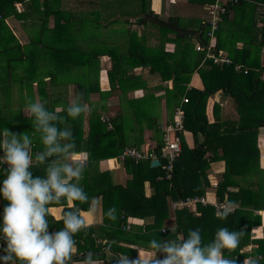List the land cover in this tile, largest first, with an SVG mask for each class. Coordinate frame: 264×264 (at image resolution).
Returning a JSON list of instances; mask_svg holds the SVG:
<instances>
[{"label":"trees","instance_id":"obj_1","mask_svg":"<svg viewBox=\"0 0 264 264\" xmlns=\"http://www.w3.org/2000/svg\"><path fill=\"white\" fill-rule=\"evenodd\" d=\"M63 1L0 0V93L4 95L0 100V132L9 129L18 135L27 134L32 139L33 155L43 150L40 134L34 131L32 120L23 115L21 120L14 121L7 112L14 107V93L17 91L20 106H24L25 98L30 97L46 101L49 111L60 109V115L66 118V122L58 124V127H71L75 151L85 145L87 164L80 184L88 194L89 202L75 201L74 205L81 212L89 210L91 200L95 198L102 207V220L100 225H92L74 236L77 254L73 262L92 253L93 259L100 264H114L113 258L121 254L133 255L134 245L151 249L149 245L153 239L187 238L189 230L197 228L201 230L203 243L207 244L214 239L218 228L226 227L229 231H243L238 247L232 251L224 250L226 258L243 264L246 257H259L258 264H264V234L259 235L254 230L263 220L262 215L255 211L264 207V168L260 165L259 146V130L264 128V67L253 66L247 72L243 68L235 69L236 63H246L252 49H237V53L229 54L232 59L229 64H218L213 58H206L205 49L195 51L198 58L194 60L186 45L194 36L202 43L209 41V26L198 18L197 27L190 28L181 23L180 16L165 19L144 2V14L136 17L138 29L131 26L128 16L113 18L118 27L105 28L104 23L111 17L105 9L109 2L99 0V9L93 17L71 8L65 17L62 15ZM214 1L199 0L207 12L209 4ZM258 1L264 3V0ZM19 4L23 6L21 11L18 10ZM244 5L253 6L246 0H240L228 6L226 14L232 8ZM251 9L255 12V8ZM30 16L41 18V22L37 24L39 30L33 31L27 42L16 35L9 22L20 19L26 25ZM52 18L55 22L53 27L49 26ZM30 24L36 26L32 22ZM251 25V44L262 47L264 26L257 27L255 15ZM118 30L121 32L114 34ZM216 34L215 52L220 53L224 47L220 44L224 34L220 28ZM226 35L233 39L237 37L234 31ZM172 43L178 47L173 53L167 48ZM104 56L108 57L110 64H102ZM137 67L141 68L140 72H136ZM103 69L105 72L101 75ZM195 71L203 87L188 89ZM156 78L160 82L152 84ZM170 79L174 83L172 88L164 84ZM104 80L106 85L102 84ZM158 88L164 89V93L156 94ZM138 89H143L144 95H136ZM220 90L234 97L237 111L233 116L227 113L215 117L212 122L207 114L208 100ZM73 91L74 94L71 93ZM81 94L89 111L74 120L67 116L65 109L70 100ZM184 97L189 101L183 102ZM162 98L166 99L170 114V120L164 126ZM111 99L113 103L120 104V109L115 112L110 106ZM152 103L158 106L152 107ZM135 105L144 111L150 109V113L139 123L134 119L131 124L126 121V114L134 116L128 108ZM180 105L185 111L182 152L175 162L171 178L166 179V171L161 166L152 167V161L148 159L123 156L127 147L141 151L147 149L144 148L146 129L152 131L153 137L148 149L160 152L165 127L171 123L174 110ZM152 109H159V114H154ZM185 130L193 133V147H189L185 140ZM112 157L121 161L129 173L126 184L111 171L98 172L100 160ZM221 160L225 170L219 176L216 191L221 196L220 200H224L229 185L238 189L242 195L235 210L221 220L216 217L211 204H198L195 209L190 206L174 209L171 199L207 194L206 191L213 187L209 171L211 162ZM145 165L151 170L150 174L144 172ZM31 170L34 175H45L43 166ZM95 171L98 173H93ZM6 175V169L0 168V186ZM147 178L157 187L151 196H146L143 189ZM0 197L2 226L3 209L9 202L2 195ZM62 204L63 213L68 204L66 201ZM112 207L116 208L115 221L106 215ZM151 216L153 222L144 229L148 231L128 222L131 217ZM53 217L48 218L49 232L63 228V222H56Z\"/></svg>","mask_w":264,"mask_h":264},{"label":"clouds","instance_id":"obj_2","mask_svg":"<svg viewBox=\"0 0 264 264\" xmlns=\"http://www.w3.org/2000/svg\"><path fill=\"white\" fill-rule=\"evenodd\" d=\"M46 101L25 98L23 111L32 120L34 131L40 134L43 150L33 155L32 139L27 134H16L9 129L0 132V164H7L6 178L0 187V194L9 203L3 209V224L0 226V239L6 241L0 257L4 264H73L77 254L74 236L92 226L75 201L89 202L88 194L80 184L86 167V157L75 151L76 144L71 127L60 128L66 118L60 115V109L49 111ZM65 111L72 119L79 118L89 111L83 101V95L70 100ZM43 166L45 175H34V167ZM66 201L68 208L56 222H63L59 231L49 232V217L52 205ZM96 199L92 198L89 211H94ZM230 201L217 206L216 217L226 219L233 212ZM107 217L117 219L116 208L107 212ZM174 230V229H173ZM243 231H229L218 228L214 239L203 243L201 230L190 229L187 238L150 241L155 255L138 258L119 255L113 258L114 264H237L236 259L226 258L225 249L235 250ZM163 258L158 259L157 253ZM92 253L83 258L82 264H96ZM259 257H246L243 264H258Z\"/></svg>","mask_w":264,"mask_h":264},{"label":"crops","instance_id":"obj_3","mask_svg":"<svg viewBox=\"0 0 264 264\" xmlns=\"http://www.w3.org/2000/svg\"><path fill=\"white\" fill-rule=\"evenodd\" d=\"M248 3L253 4V6H238V8H232L228 15L225 14L219 28L221 29V33L224 34V36L221 37L220 40V44H223V50L222 53L229 56V54H234L235 52L237 53V49H243V48H249L252 49V53L251 56L248 57V60L246 61V63L244 62H239L235 64V69L236 70H240V69H244V70H249L250 68H252L253 66L255 68H258L260 66L264 67V45L262 47L260 46H256V45H252L251 43H253L252 39V34H253V27L251 25V19H254V15H255V22L257 24L258 28H262L264 26V15L260 14V11H262V13L264 12V3L259 2L258 0H246ZM146 3V6L148 7V5L151 7L152 10L157 11L156 13H161L163 12V14L161 13L160 15L162 17H164L165 19L168 18L169 16H180L183 25H187L190 28H195L198 25L197 22V18L199 20L203 21V24L205 23L207 17H208V12L205 9V5L201 4L199 2V0H157V8L155 9V0H140V6L143 7L144 4ZM152 3H154V5H152ZM143 4V5H142ZM165 4L167 5V8L164 12L163 8L165 6ZM257 7H255V5ZM255 8V12H252L251 8ZM103 9V8H102ZM260 10V11H259ZM143 11V8H142ZM227 13V12H226ZM144 14L143 12H141L139 15ZM138 15V16H139ZM227 16V17H226ZM131 17H137V16H128V18ZM115 18V17H112ZM183 19L186 20V24L184 23ZM196 20V21H195ZM142 28V27H141ZM230 31H234L236 33V38H230L228 35ZM194 38V44L193 43H188L186 45V49H190L188 50L189 52L193 53V59L195 60V58H198V53H196L195 51H198L196 49L197 44L200 42L198 41V37H193ZM218 39L217 34H216V40ZM206 44V43H204ZM168 51L173 53L175 52V50L178 49V47H176V45L174 43L169 44L167 46ZM200 52V51H198ZM230 57V56H229ZM231 58V57H230ZM227 64V63H226ZM237 66H239L240 68H237ZM137 71L136 72H140L141 68L137 67L136 68ZM246 72V71H245ZM192 79L188 85V89L195 86L198 88H202L203 87V83L200 79V76L198 75V72L195 71V73H193L192 75ZM160 82V80L158 78L154 79L151 81L152 84L158 83ZM164 84L168 85L170 88L173 87V80H167ZM138 93V94H137ZM145 91L143 89H138L136 90V95H138L139 97L144 95ZM162 93H164V89L162 88H158L156 89V94L161 95ZM161 104H162V126H164L167 121L170 120V114L167 111V106H166V99L162 98L161 99ZM175 111V110H174ZM236 109H235V99L232 95H230L229 93H223L221 90L217 91L215 94L211 95L209 100H208V107H207V114L209 117L210 121H214L215 117H221V115L223 114H231V116H233L236 113ZM174 119V113H173V118ZM88 132V126L85 127V134L87 135ZM145 137L147 139V142L144 145V148H149L152 145V141H153V137H152V131L150 129H146L145 130ZM184 137L185 140L187 141L189 147H193L194 146V139H193V133L191 131L185 130L184 131ZM259 146H260V150H261V156H260V165L261 167L264 168V128H260L259 130ZM77 153H79L81 155V157H86L87 153H86V147L85 145L82 146V149H80L79 151H76ZM148 160H150L149 158H146ZM152 161V160H150ZM87 164V162H86ZM151 165V163H150ZM146 170L144 171L146 174H150L151 170H149V168L147 167V165H145ZM225 170V165L224 162L221 161H212L211 162V168H210V175L212 177V185L213 187H210L209 190H207V196L209 197L210 201H215V200H219L220 199V195L219 193L216 191V188L219 185V176L222 174V172ZM111 171L114 174H117L118 179L122 182L125 183L128 180V176L129 173L126 171L125 166L123 165V163H121V161H119L117 158L112 157V158H105V159H101L99 162V171ZM97 171L93 172L95 174L98 173ZM3 185V183H2ZM2 185L0 187H2ZM143 189L145 191V195L146 196H151L153 195L156 190L157 187L152 184V181L150 178H147L144 180V184H143ZM228 191L226 192L225 195V199H228L230 202H232L235 206H238L239 201H240V196L242 195L241 192L232 187V186H228ZM2 195V194H0ZM206 196L205 194H201V196ZM206 196V197H207ZM3 197V196H2ZM223 200V199H222ZM0 202H1V197H0ZM170 202V201H169ZM172 202V199H171ZM64 205L62 203H60L59 205H52V215L54 217H60L62 215V209H63ZM101 205L99 203L96 202V206H95V210L94 211H89V210H84L82 211V214L85 216L86 219H88L91 224L93 226H98L101 223L102 220V214H101ZM255 210V209H254ZM258 214L262 215V224L259 227H256V229H254L256 232L259 233V235L264 234V207L263 208H259L256 209L255 211ZM153 217H131L128 219V222L134 224L135 226H139L141 227V229L143 231H148V230H144L146 228V226H148L149 224H151ZM130 220V221H129ZM129 223V224H130ZM122 224V223H121ZM164 227H167L164 226ZM162 227V229L164 228ZM132 229V228H131ZM129 229V230H131ZM141 230V231H142ZM151 230V229H150ZM133 232V231H132ZM134 233H137V231H134ZM140 233V232H139ZM4 241V240H3ZM6 245V242H4ZM127 245H129L128 243H126ZM134 250L135 253L133 255L129 256L130 260H135L138 258L139 253L143 252V254L147 257L150 254L151 255H155V250L153 249H147L145 247L142 246H137L134 245ZM126 256V255H124ZM157 258L161 259L163 258V254L161 256V253H157ZM83 260H77L74 261V263L76 264H82ZM101 262L96 261V264H100ZM0 264H4L3 261H0Z\"/></svg>","mask_w":264,"mask_h":264},{"label":"built area","instance_id":"obj_4","mask_svg":"<svg viewBox=\"0 0 264 264\" xmlns=\"http://www.w3.org/2000/svg\"><path fill=\"white\" fill-rule=\"evenodd\" d=\"M240 0H215L213 3L209 4L208 7V17L205 23L209 26L207 35L209 36L208 43L204 44L199 42L196 46L197 50H206V58H213L214 62L218 64L231 63L232 59L223 54L222 52L216 53V31L219 29V26L228 10V6L237 4ZM260 11V10H259ZM261 15H264V12L260 11ZM237 68H240L237 66ZM247 72V70H245ZM187 97L183 98V102H188ZM184 121H185V111L182 105L177 106L174 111V119L165 127L166 134L164 136V143L161 146L160 152L154 150H149L148 148L144 151H141L137 148H126L123 156H132L138 160L149 158L150 160L158 159L160 160L161 166L166 171V179L172 177V174L175 170V162L179 158L182 152V140L181 133L184 130ZM109 127L111 124L109 123ZM3 155V151L0 152V156ZM122 156V157H123ZM7 164H0V168L7 169ZM229 201L228 199L224 200H215L209 201L206 196L197 195L195 197H187L173 199L171 205L174 209L183 208L185 206H190L191 208H196L198 204L207 206L209 204L214 206L215 213L217 211V206L219 204ZM233 204V203H232ZM235 210L236 206L233 204ZM233 210V211H234ZM166 229H164L165 231ZM4 248L6 245L3 239H0V257L5 255ZM3 261V260H1Z\"/></svg>","mask_w":264,"mask_h":264},{"label":"rangeland","instance_id":"obj_5","mask_svg":"<svg viewBox=\"0 0 264 264\" xmlns=\"http://www.w3.org/2000/svg\"><path fill=\"white\" fill-rule=\"evenodd\" d=\"M103 1L109 2V6L105 7V9L107 8V13H109L111 16L108 18V21H106V23H104L105 28H107V27L108 28L118 27V25L116 23H113L112 17L138 16L142 12V7L140 6V0H137L136 3L135 2L133 3V1H136V0H111V1L103 0ZM156 2H157V0H155V5H154V3H152V5L155 6V9L157 8ZM98 3H99V0H65V1H63V4H61L62 12H63L62 15H64L66 17L68 8H71V9L81 10L85 15L93 17L97 12L96 10L99 9V6L97 5ZM166 8H167V5L165 4V6L163 8L164 12H167V11H165ZM71 9H69V10H71ZM93 9H94V11H92ZM18 10L19 11L23 10V6H21L19 4ZM154 12L156 13L157 11H154ZM161 13L163 14V12H161ZM161 13H157V14H161ZM40 19L41 18H38L37 16H35V17L30 16L28 19V24H26V25H23V23H22L23 21L20 19L19 20L15 19L13 22L10 21L9 24H10V26H12V28H15V33L17 36H19L23 41L28 42L29 41V35L33 31L39 30L37 24H40V22H41ZM129 21H131L130 22L131 26L138 29V26H136L137 25L136 17L129 18ZM183 21L186 24V20L183 19ZM30 22L35 23L36 26H32L30 24ZM54 25H55V22L52 18L49 21V26L53 27ZM106 32H108V31H106ZM120 32L121 31L118 30V31L114 32V34H119ZM190 41L193 44L195 42L194 38H192ZM106 63L110 64V60L108 59L107 56H104L102 58V64H106ZM104 72H105V69L102 70L101 75H103ZM101 79H102V77H101ZM103 82H105V83H102V84H105V85L107 84V82L105 80ZM71 93L74 94V91ZM1 96L4 97V95H2L0 93V100H1ZM14 98H16L15 99L16 101H14V103H15L14 107L9 108L7 112L9 113L10 118L12 120L16 121V120H21L22 116L23 115L26 116V115L23 111V106H20V102H18L19 100H18L17 91L14 93ZM111 100H112V103L110 104V106H111L112 111L115 112L116 110L120 109V104L119 103H113V99H111ZM140 101H143V100H140ZM157 106H158L157 104L152 103V107H157ZM128 109L133 111V113H134V116H131L130 115L131 113L126 114V121H128L131 124L135 122L134 119L139 123L141 118L147 117L150 113V109H145V111H144V110H141L140 106H136V105L134 108L129 107ZM137 111H138V113H135ZM152 111L154 112V114H159V109H152ZM137 119H139V120H137ZM130 138H133V137L130 136ZM211 181H212V177H211ZM74 264H76V263H74Z\"/></svg>","mask_w":264,"mask_h":264},{"label":"water","instance_id":"obj_6","mask_svg":"<svg viewBox=\"0 0 264 264\" xmlns=\"http://www.w3.org/2000/svg\"><path fill=\"white\" fill-rule=\"evenodd\" d=\"M160 164V160L158 159H153L152 162H151V166L152 167H156Z\"/></svg>","mask_w":264,"mask_h":264}]
</instances>
